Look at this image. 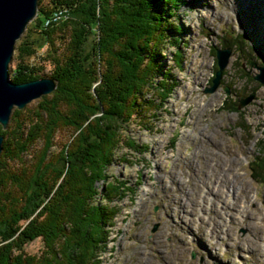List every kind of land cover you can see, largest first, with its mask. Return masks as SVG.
I'll return each instance as SVG.
<instances>
[{"label":"rangeland","instance_id":"obj_1","mask_svg":"<svg viewBox=\"0 0 264 264\" xmlns=\"http://www.w3.org/2000/svg\"><path fill=\"white\" fill-rule=\"evenodd\" d=\"M153 10L162 28L153 81L164 79L171 92L161 100L155 88L144 87L130 120L121 125V140L105 169L107 179L95 183V201L105 202L101 194L107 184L122 181L131 190L109 202L116 211L111 225L104 226L106 240L95 260L264 264V83L253 77L264 69V12L251 8V21L259 28L254 35L235 0H154ZM240 10L249 12V7L245 3ZM69 15L66 7H59L46 24ZM31 21L14 44L9 73L15 46L26 38L41 47L36 57L43 68L36 78L52 77L51 65L40 58L46 49L42 36L28 29ZM223 42L229 45L228 61L216 89L209 91L218 69L216 50L224 48ZM251 93L253 97L239 106ZM40 97L19 109L20 118H26L23 125L37 110ZM69 138L70 130L62 128L52 135V143ZM127 138L139 150L123 143ZM42 148L40 138L29 152L23 151V167L32 164L38 157L34 152L38 155ZM46 249L42 237L36 236L23 244L21 253L23 259L33 256V264L62 257L58 242L54 255L45 254ZM10 253L15 257L19 251Z\"/></svg>","mask_w":264,"mask_h":264},{"label":"trees","instance_id":"obj_2","mask_svg":"<svg viewBox=\"0 0 264 264\" xmlns=\"http://www.w3.org/2000/svg\"><path fill=\"white\" fill-rule=\"evenodd\" d=\"M38 4L28 29L42 36L46 49L40 58L51 65L57 85L40 97L26 125L15 108L11 124L5 130L0 127L4 137L0 241H5L0 244V264H33L34 257L23 259L21 248L36 236L44 240L49 256L60 244L62 257L54 262L48 258L44 264H97V251L107 236L104 226L116 211L108 204L131 188L122 181L107 184L101 194L105 202L97 204L95 183L107 179L105 169L121 140V125L136 110L143 88H155L161 100L171 92L164 79L153 81L158 72L154 51L162 28L157 27L154 0H49L48 4L39 0ZM62 6L69 17L46 24L50 13ZM32 42L23 38L15 46V65L10 69L15 82L36 78L43 68L36 57L41 47ZM62 128L70 130V138L52 143V135ZM40 138L43 148L33 155L37 159L23 167L22 152H29ZM125 142L139 150L132 139ZM10 250L19 253L12 257ZM77 251L80 255L74 258Z\"/></svg>","mask_w":264,"mask_h":264},{"label":"water","instance_id":"obj_3","mask_svg":"<svg viewBox=\"0 0 264 264\" xmlns=\"http://www.w3.org/2000/svg\"><path fill=\"white\" fill-rule=\"evenodd\" d=\"M38 12V0H0V124L7 127L10 113L14 107L20 109L33 99L54 91L57 80L54 77H40L22 82H14L10 78L9 63L14 50V44ZM229 49L224 47L216 50L218 69L207 90L215 89L219 83L221 70L226 66ZM254 79L264 83V69L256 73ZM228 90V89H227ZM229 92V91H228ZM227 92V93H228ZM253 93L239 100V106L249 101ZM0 134V152L2 148ZM155 229V226L152 230Z\"/></svg>","mask_w":264,"mask_h":264},{"label":"bare ground","instance_id":"obj_4","mask_svg":"<svg viewBox=\"0 0 264 264\" xmlns=\"http://www.w3.org/2000/svg\"><path fill=\"white\" fill-rule=\"evenodd\" d=\"M244 2V3H243ZM235 3H236V5H237V9H238V12H239V14H242V16L244 15V21H249V27H251V29H252V31H253V34L254 35H258V31H257V28L258 27H256V24H255V22L253 21H251V18L253 19V15H252V12H250L251 11V8L252 7H254V8H257V7H260V9L264 12V0H251V1H249V0H235ZM247 4V6L249 7V12H246V10H240L241 9V7H242V5L243 4ZM255 4H257L256 6H255ZM246 8V7H245ZM259 9V8H258ZM253 11V10H252ZM246 18V19H245ZM253 27V28H252ZM258 30H259V28H258ZM216 63H217V59H216ZM218 66V65H217ZM221 77V76H220ZM161 82V81H160ZM216 89V88H215ZM226 91H227V89H226ZM29 103V102H28ZM3 136V135H2ZM2 140H3V138H2ZM1 145H2V143H1Z\"/></svg>","mask_w":264,"mask_h":264}]
</instances>
